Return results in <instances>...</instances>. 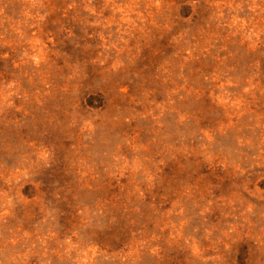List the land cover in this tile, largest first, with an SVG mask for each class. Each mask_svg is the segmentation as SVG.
<instances>
[{
  "label": "rangeland",
  "instance_id": "rangeland-1",
  "mask_svg": "<svg viewBox=\"0 0 264 264\" xmlns=\"http://www.w3.org/2000/svg\"><path fill=\"white\" fill-rule=\"evenodd\" d=\"M0 264H264V0H0Z\"/></svg>",
  "mask_w": 264,
  "mask_h": 264
}]
</instances>
